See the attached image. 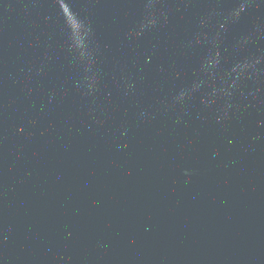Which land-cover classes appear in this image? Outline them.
Listing matches in <instances>:
<instances>
[{
  "label": "water",
  "instance_id": "obj_1",
  "mask_svg": "<svg viewBox=\"0 0 264 264\" xmlns=\"http://www.w3.org/2000/svg\"><path fill=\"white\" fill-rule=\"evenodd\" d=\"M0 264H264V0H0Z\"/></svg>",
  "mask_w": 264,
  "mask_h": 264
}]
</instances>
